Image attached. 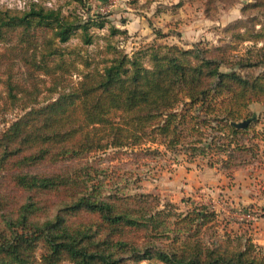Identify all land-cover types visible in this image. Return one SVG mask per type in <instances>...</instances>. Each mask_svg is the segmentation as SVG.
Instances as JSON below:
<instances>
[{"label":"trees","instance_id":"trees-1","mask_svg":"<svg viewBox=\"0 0 264 264\" xmlns=\"http://www.w3.org/2000/svg\"><path fill=\"white\" fill-rule=\"evenodd\" d=\"M75 23L60 10L41 4L32 3L22 11L0 8V125L14 116L0 134V212L8 210L0 216L21 212L23 221L40 209L30 202L31 196L62 191L61 211L97 214L104 232L99 227L89 234L84 224L73 230L59 211L25 234L0 237V264H264V247L243 230L242 223L238 230L231 229L230 221L221 222L218 212L207 205L182 215L142 207L127 211L121 208L123 202L99 200L95 191L89 195L86 181L81 180L90 175L88 166L75 170V176L69 166L37 172L43 164L56 168L93 152L143 150L149 144L166 150L190 145L194 154L184 152L190 164L196 155L206 153L197 147L205 133L220 127L227 143L217 150L224 158L208 163L210 169L222 172L231 186L237 170L262 165L264 136L256 130L259 120L250 107H264V75L251 80L237 72L222 73L221 67L230 60L209 53L202 56L197 45L193 55L171 46L148 47L131 56L113 52L111 44L106 46L111 56L92 55L83 47L62 48L72 39ZM90 25L78 26L84 46L94 43ZM111 31L118 33L115 28ZM263 38L262 31L246 41ZM257 52L254 63L244 57L237 60L238 68L264 65V45ZM244 122V128L234 126ZM7 189L26 194V201L10 204ZM256 209L258 214L260 208ZM172 215L178 221L158 223L161 216ZM188 220L191 226L185 228ZM6 223L11 225V218ZM159 227L158 233L168 240L173 234V241L133 248V262L120 255L130 251L129 242L112 243L127 228ZM203 229L214 232L206 236ZM38 239H44L40 262L34 256Z\"/></svg>","mask_w":264,"mask_h":264},{"label":"rangeland","instance_id":"rangeland-1","mask_svg":"<svg viewBox=\"0 0 264 264\" xmlns=\"http://www.w3.org/2000/svg\"><path fill=\"white\" fill-rule=\"evenodd\" d=\"M257 1L260 2L258 6H255L256 0H0V8L22 11L27 10L32 3H36L46 8L60 10L63 16L76 22L72 39L62 47L67 50L83 47L92 55L111 56L112 52L106 54V46L111 44L115 49L113 52L118 51L131 56L148 47L171 46L190 51L192 55L199 52L202 56L209 53L208 56L226 57L230 62L221 67L222 73L237 72L242 77L253 80L256 76L264 75V65L241 71L237 66V60L244 57L246 62L254 63L256 61L254 54H259L257 50L264 45V40L257 43L246 41V38L256 36L257 32H264V0ZM128 20H139L145 24V27L136 32H129L125 28ZM99 22H104V25H96ZM83 23L91 24L89 33L94 38L92 45L84 46L81 42V29L78 26ZM112 28L117 29L118 33L112 34ZM238 33L240 37H237ZM196 45L198 52L194 49ZM252 109L251 112L259 120L256 130L262 132L264 136V108L260 104H253ZM13 119L14 116L7 117V121L0 125V134L9 127ZM221 129L220 127L213 132L205 133L197 147L205 150L206 155H196L197 158L190 164L187 162L188 155L184 154L186 150L192 153L189 149L190 145H180L166 150L159 144H149L144 146L143 150L108 149L93 152L71 159L65 164H59L56 168L50 164H43L37 172L46 174L53 172L59 166H69L72 169L70 170L72 176H75L73 174L75 170L88 166L89 170L86 172H90V175H82L81 180L86 181L85 189L89 195L91 196V192L95 191L94 197H99V200L123 202L121 204L123 210L142 207L153 212L165 210L167 214L182 215L207 205L218 212L221 222L227 223L231 220L229 227L233 230H238L240 227L234 222L238 219L233 215L244 216L246 210H250L251 219H243L242 222L246 226L244 230L246 228L252 230V218L255 217L257 209L250 205L244 207L243 203L249 202V196L252 197L253 202L260 201L258 198L263 194L260 191L262 184L259 178L254 177L255 180L252 179L253 182L247 185V189L242 191L240 188L237 192L236 188H227L228 181L223 175H220L222 179L219 177L220 181H218L219 173L207 166L210 162L218 163V160L224 158L217 150L218 146L227 143L222 133L224 131ZM148 148L150 152L146 151ZM261 149L259 160L263 164L264 143ZM215 154L219 155L214 156ZM256 172L257 170L254 169L252 174H257ZM201 180L204 181V185L198 183ZM8 190L7 201L10 204L26 201V194L8 192ZM63 195L62 191H59L31 196L34 201L30 202L37 203L40 209L23 221L20 217L21 212L15 214L9 211L11 225L6 223L9 218L0 216V237L7 238L14 232L25 234L30 230L29 228L43 223L49 217H54L59 211L73 230L84 224L85 229L90 228L89 234L99 227H102L101 234L104 232L103 221L97 214L86 210L61 211L63 207L60 202ZM142 196L147 197L144 200L146 202L140 201ZM7 211H1L0 215ZM176 220L178 221V218L173 215L169 218L161 216L158 223ZM223 225L221 224L220 228ZM184 226L189 228L191 222L188 220ZM160 231L161 227L152 231L146 228L139 230L127 228L125 233L113 237L112 243L115 244L118 240L129 242L130 247L127 249L130 251L121 252L120 255L133 262L135 258L133 248L138 247L142 250L148 246L160 247L173 241V234H169L168 240L158 233ZM213 232L211 229L204 231L206 236ZM104 237L105 235H101L100 238ZM82 241L88 240L83 238ZM43 242L44 239L37 240L34 254L36 262H40ZM114 252L118 255L116 248Z\"/></svg>","mask_w":264,"mask_h":264},{"label":"crops","instance_id":"crops-1","mask_svg":"<svg viewBox=\"0 0 264 264\" xmlns=\"http://www.w3.org/2000/svg\"><path fill=\"white\" fill-rule=\"evenodd\" d=\"M127 22H126L125 28L129 32H134V31L136 32V31H139V29L145 27V24L141 23L139 20L138 21L128 20ZM252 107H253V105H251L250 111H253ZM254 169L257 170V172H256L257 174H252V173H254ZM211 170H215L217 173H219L217 176L218 181H220L219 177H221V179H222V176H220V175H223L225 177V175L222 172L218 171L217 169H211ZM234 176H235V180L233 182V185H231V186L229 185L228 179L226 177H225V179L228 181V185H229V186H227V188L228 189H231V188L235 189L236 188L237 192L240 191V188L242 191H243V189L245 190V188L247 189V185H250L253 182V180H255V178H257V177L260 180L259 182L262 184L261 185L262 189L260 191L262 192L263 195H262V197L258 198L260 201L259 202H256V201L253 202L252 197H250L248 194L249 202L243 203L244 207H246L245 205H250L251 207H254V208H260L259 213L255 214L254 215L255 217L252 218V228H251L252 230H250L248 228H246L247 230L246 229L244 230V227H246V226L242 222L243 219H245V217L243 215L238 217L235 214V215H233V217L238 219V220H235L234 222H236L237 224L242 223L243 230L248 231L252 235L256 244L264 247V163L261 166L259 164L255 163L254 165H250V166H247L245 168H241L235 172ZM201 181L200 182L198 181V183H200V185H204V181H202V182ZM241 184H242V186H241ZM217 185H219V183ZM255 200H256V198H255ZM229 221H231V220H229Z\"/></svg>","mask_w":264,"mask_h":264},{"label":"water","instance_id":"water-1","mask_svg":"<svg viewBox=\"0 0 264 264\" xmlns=\"http://www.w3.org/2000/svg\"><path fill=\"white\" fill-rule=\"evenodd\" d=\"M246 125H247V122L234 124V126L237 127V128H244V127H246Z\"/></svg>","mask_w":264,"mask_h":264},{"label":"built area","instance_id":"built-area-1","mask_svg":"<svg viewBox=\"0 0 264 264\" xmlns=\"http://www.w3.org/2000/svg\"><path fill=\"white\" fill-rule=\"evenodd\" d=\"M251 212H247L244 217L245 219H251L252 215L250 214Z\"/></svg>","mask_w":264,"mask_h":264}]
</instances>
